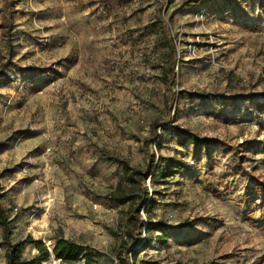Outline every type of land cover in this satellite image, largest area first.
Listing matches in <instances>:
<instances>
[{"label": "rangeland", "instance_id": "obj_1", "mask_svg": "<svg viewBox=\"0 0 264 264\" xmlns=\"http://www.w3.org/2000/svg\"><path fill=\"white\" fill-rule=\"evenodd\" d=\"M12 1L9 42L0 0L10 243L43 242L42 264H60L58 237L97 264H264V0ZM167 159L177 172L153 183ZM121 162L152 165L145 191ZM7 245L0 225V264ZM37 255L27 243L23 261Z\"/></svg>", "mask_w": 264, "mask_h": 264}, {"label": "trees", "instance_id": "obj_2", "mask_svg": "<svg viewBox=\"0 0 264 264\" xmlns=\"http://www.w3.org/2000/svg\"><path fill=\"white\" fill-rule=\"evenodd\" d=\"M199 1V0H196ZM5 6L3 10V35L10 42L12 38L11 30L13 28L12 22L8 19L6 14L13 13L14 2L12 0H3ZM190 2L184 3L187 6ZM156 134V133H155ZM179 161L176 159H167L163 163L156 166L151 181L153 183L158 182L160 179H167L172 177L177 172L179 167ZM124 174L128 180L139 186L140 190L145 191L146 180L149 178L152 165L147 167L145 170H140L131 167L126 162H121ZM263 191V186H260ZM142 198H147V195H143ZM137 220L139 225L143 227L144 221L140 217V207L136 210ZM0 225L4 230V240L8 244L5 251L6 264H42L46 262L51 253L48 248L41 241H35L32 237H28L26 240L18 243H10L11 227L9 221L6 219L5 210L0 204ZM148 226V225H147ZM148 231V227L146 232ZM164 240L168 239V235L162 237ZM31 242L34 248L38 251V255L31 261L24 262L22 258V252L27 243ZM152 239H146L145 242L142 240L138 241V244L151 243ZM53 254L60 264H97L94 252L84 246L65 239L64 237H58L55 239ZM128 254V253H126ZM128 262V261H127Z\"/></svg>", "mask_w": 264, "mask_h": 264}]
</instances>
